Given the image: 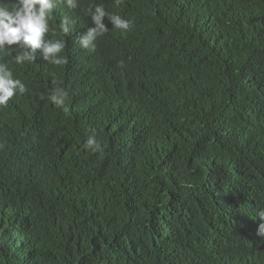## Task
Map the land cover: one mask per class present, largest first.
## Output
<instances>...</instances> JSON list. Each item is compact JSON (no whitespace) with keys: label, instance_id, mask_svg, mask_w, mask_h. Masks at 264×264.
Segmentation results:
<instances>
[{"label":"trees","instance_id":"trees-1","mask_svg":"<svg viewBox=\"0 0 264 264\" xmlns=\"http://www.w3.org/2000/svg\"><path fill=\"white\" fill-rule=\"evenodd\" d=\"M93 2L133 23L85 49ZM53 16L66 64L12 65L27 90L0 108V264H264V0Z\"/></svg>","mask_w":264,"mask_h":264},{"label":"clouds","instance_id":"clouds-1","mask_svg":"<svg viewBox=\"0 0 264 264\" xmlns=\"http://www.w3.org/2000/svg\"><path fill=\"white\" fill-rule=\"evenodd\" d=\"M119 7L124 0H114ZM58 6L76 9L80 0H0V108L7 107L14 96L26 92V85L19 78L12 65L23 66L34 64L39 58L55 66H63L67 59L62 52L66 46L63 38H52L57 35L53 11ZM85 14L91 26L76 37L78 44L85 49L94 48V41L109 31L105 18L111 27L127 32L132 27V20L117 13H109L102 3H91ZM74 21L67 16L59 22V34L67 36L71 32ZM121 66L123 62H120ZM55 83V81H54ZM62 83V82H61ZM48 99L57 107H65L69 100V92L57 84L50 92ZM83 148L93 153L102 152L103 148L94 135L88 136ZM261 221L257 227V235L264 236V209L258 212Z\"/></svg>","mask_w":264,"mask_h":264}]
</instances>
